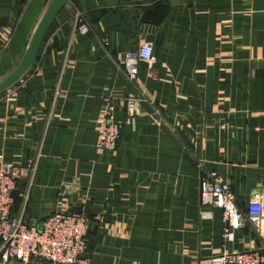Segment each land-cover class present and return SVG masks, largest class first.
<instances>
[{
    "label": "crops",
    "instance_id": "1",
    "mask_svg": "<svg viewBox=\"0 0 264 264\" xmlns=\"http://www.w3.org/2000/svg\"><path fill=\"white\" fill-rule=\"evenodd\" d=\"M49 1L0 0V79ZM145 42L154 61L130 81L119 62ZM126 97L140 99L138 114H126ZM107 101L121 125L113 151L95 147ZM0 153L36 161L12 216L86 212V264H211L223 250H258L264 263V222L248 220L223 246L221 211L198 194L201 159L241 210L264 203V0H68L0 92Z\"/></svg>",
    "mask_w": 264,
    "mask_h": 264
},
{
    "label": "built area",
    "instance_id": "2",
    "mask_svg": "<svg viewBox=\"0 0 264 264\" xmlns=\"http://www.w3.org/2000/svg\"><path fill=\"white\" fill-rule=\"evenodd\" d=\"M89 23L76 15V31L87 33ZM149 65L154 61L152 43H141L136 51L126 55L119 65L127 78L135 79L138 63ZM140 99L126 97L124 109L128 116L139 113ZM121 125L114 117V107L107 101L100 110L95 147L97 150L113 151L117 148ZM198 194L201 205L217 207L221 211V237L223 246L233 238V231L244 228L251 221L260 230L264 222V203L261 196L253 199L245 210L235 203L234 195L226 181L213 169H206L198 160ZM36 161L24 166L5 160L0 153V264L45 260L51 264H86L87 232L89 219L82 209L53 211L37 223H28L22 216L11 215L15 203L14 192L23 176L32 177ZM69 184V183H68ZM211 264H264L258 250H223L210 258Z\"/></svg>",
    "mask_w": 264,
    "mask_h": 264
},
{
    "label": "water",
    "instance_id": "3",
    "mask_svg": "<svg viewBox=\"0 0 264 264\" xmlns=\"http://www.w3.org/2000/svg\"><path fill=\"white\" fill-rule=\"evenodd\" d=\"M68 0H50L40 17L28 45L15 67L0 79V92L15 83L21 75L32 65L43 37L52 23L55 15Z\"/></svg>",
    "mask_w": 264,
    "mask_h": 264
}]
</instances>
